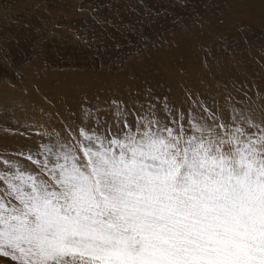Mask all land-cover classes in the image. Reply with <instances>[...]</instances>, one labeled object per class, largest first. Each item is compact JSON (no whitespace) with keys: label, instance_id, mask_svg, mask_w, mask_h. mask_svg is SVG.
I'll use <instances>...</instances> for the list:
<instances>
[{"label":"snow or ice","instance_id":"obj_1","mask_svg":"<svg viewBox=\"0 0 264 264\" xmlns=\"http://www.w3.org/2000/svg\"><path fill=\"white\" fill-rule=\"evenodd\" d=\"M166 101L161 118L155 105L128 112L114 100L111 123L85 111L70 139L17 154L30 165L0 159V256L264 264V118L185 116Z\"/></svg>","mask_w":264,"mask_h":264},{"label":"bare ground","instance_id":"obj_2","mask_svg":"<svg viewBox=\"0 0 264 264\" xmlns=\"http://www.w3.org/2000/svg\"><path fill=\"white\" fill-rule=\"evenodd\" d=\"M0 36V159L30 165L17 154L70 139L85 111L111 123L114 100L264 118V0H0Z\"/></svg>","mask_w":264,"mask_h":264},{"label":"rangeland","instance_id":"obj_3","mask_svg":"<svg viewBox=\"0 0 264 264\" xmlns=\"http://www.w3.org/2000/svg\"><path fill=\"white\" fill-rule=\"evenodd\" d=\"M4 42V43H3ZM7 42H5V40H4V37H2V36H0V60L1 61H9V53L7 52L8 50H7ZM10 62V61H9ZM4 63V62H3ZM7 63V62H6ZM9 67H12L11 66V64H9L8 65ZM12 69H13V71H16V69L14 68V67H12ZM3 75V74H2ZM1 75V73H0V82H1V80H2V78H3V80L4 81H6L8 78H5L4 76H2ZM15 77H18L17 75V71L15 72ZM15 81H17L16 79H15ZM19 83H16V85H17V89H22V87H21V85H18Z\"/></svg>","mask_w":264,"mask_h":264}]
</instances>
